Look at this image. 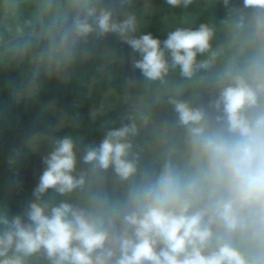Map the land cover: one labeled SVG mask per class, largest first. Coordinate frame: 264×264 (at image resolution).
Returning a JSON list of instances; mask_svg holds the SVG:
<instances>
[{
    "label": "clouds",
    "instance_id": "9594fccd",
    "mask_svg": "<svg viewBox=\"0 0 264 264\" xmlns=\"http://www.w3.org/2000/svg\"><path fill=\"white\" fill-rule=\"evenodd\" d=\"M242 5L250 12L233 18L237 30L251 26L242 59L215 76L207 105L169 97L172 127L182 133L157 167L142 170L134 150L149 121L144 113L82 151L71 135L29 138V149L41 141L50 149L22 212L0 211V264L32 257L46 264H264V0ZM43 35L48 45L34 76L65 71L90 37L126 44L146 82L164 83L177 69L191 79L217 57L209 24L177 27L161 40L140 30L136 13H119L106 0H72ZM109 174L124 186L121 195L108 191ZM74 193L85 195L69 199Z\"/></svg>",
    "mask_w": 264,
    "mask_h": 264
},
{
    "label": "trees",
    "instance_id": "16d2710c",
    "mask_svg": "<svg viewBox=\"0 0 264 264\" xmlns=\"http://www.w3.org/2000/svg\"><path fill=\"white\" fill-rule=\"evenodd\" d=\"M144 0H106L113 3L119 13L140 5ZM162 6V14L168 13H200L195 26L200 23L209 25L222 23L225 19H232L236 15L238 8L228 7L224 0H210L208 4L204 0H191L187 7H171L167 0H155ZM243 12V11H242ZM161 15L153 18V21L144 29L155 37L163 40L166 37L158 34L161 29ZM250 27L244 26L240 32V39L244 40V33ZM215 36L213 47L223 45L227 41V36L222 30H214ZM106 37H90L82 42L77 50L90 53L99 52L104 46ZM14 48L10 51L9 65L5 68L0 66V85H15L21 77V72L26 68V62L35 52H42L47 49L48 41L46 38H35L23 36L14 42ZM101 64V60L94 56L89 61L80 66L84 69L94 68ZM208 69V68H207ZM207 69L197 72L205 74ZM214 78H207L199 83L194 89H188L179 93L178 98L187 99L194 95V103L207 105L208 101L216 94L214 88ZM151 87V82H146L142 78L139 70L134 84H130L126 73L115 64L110 65V72L102 80L95 83L92 95L89 87L80 80L71 79L67 82H58L54 77L47 79L45 87L31 97L17 101L10 96L5 102L0 103V206H9L13 214L22 212V201L31 198V192L38 181L43 165L41 156L26 147L27 140L38 133L63 136L68 133H75L90 139L101 140L107 130L103 126L118 127L121 123H127L129 118L123 113L122 108L108 111L101 115L96 122L92 119L90 112L97 108L108 89H114L120 94L133 93L135 95L146 94ZM177 93L167 94L163 97V106L167 112V141L162 153L172 141H178L182 133L181 129L172 127L175 121V113L169 97ZM56 100L58 106L67 114L75 116L81 123V127L69 126L63 130H55L57 124L56 116L52 114L44 115L41 104ZM148 136L145 131L138 134L133 142L134 150L139 153V164L142 170L153 169L160 163L161 156L155 160L150 152ZM19 153V155H17ZM82 167H87L82 165ZM106 187L113 195H121L124 186L110 174L107 177ZM85 193H74L69 199L79 200ZM61 199V197H57ZM43 264H46L41 257Z\"/></svg>",
    "mask_w": 264,
    "mask_h": 264
},
{
    "label": "rangeland",
    "instance_id": "374dc122",
    "mask_svg": "<svg viewBox=\"0 0 264 264\" xmlns=\"http://www.w3.org/2000/svg\"><path fill=\"white\" fill-rule=\"evenodd\" d=\"M228 7L238 8L245 14L250 12L244 9L242 0H224ZM206 4L210 0H204ZM72 0H0V66L3 68L9 65L10 51L14 48L13 42L23 36L35 38H45L43 33L51 27L54 21L62 17L70 10ZM163 6L155 0H144L140 5L124 11L136 13L140 30L144 29L153 21L157 15H161V29L158 31L163 37L177 27H195L200 13H168L162 14ZM245 25L251 27L245 22ZM214 30H222L227 41L220 46L213 47L217 52L215 62L207 69L205 74L197 72L191 79L180 76L179 70L173 71L166 78L164 83L151 82L148 92L143 95L133 93L120 94L114 89H108L103 93L100 105L92 109L90 115L94 122L104 113L122 108L123 113L130 119L135 117L140 123V114L144 113L149 117L147 124H141L140 131H145L148 136V146L155 160H158L162 154L163 147L166 144L167 112L163 106V97L167 94L182 93L188 89H194L199 83L207 78L215 77L234 59H242L244 50V40L240 39L239 32L233 27V18L225 19L222 23L210 25ZM35 52L26 62V68L21 72V77L15 85H0V103L5 102L10 96L17 101L31 97L45 87L48 78L54 77L58 82H67L71 79L80 80L89 87V93L92 95L94 85L102 80L110 72V65L115 64L121 68L128 76L130 84H134L138 70L131 65L133 57L138 58V54L123 44L115 36H107L104 46L97 53H90L83 50L76 51V59L63 72L53 71L49 73L41 69L39 74L34 76L37 69L38 57L44 53ZM94 56L101 60V64L94 68L84 69L80 66L89 61ZM203 59L204 57H200ZM158 98V101L157 99ZM195 96L191 95L188 100L194 103ZM41 110L44 115L52 114L57 118L55 130H63L66 127L73 126L80 128L81 123L75 116L65 113L57 104L56 100L41 104ZM110 126H103L107 130ZM81 141L80 150L89 143H99V139L86 138L83 135L68 133ZM35 136L56 137L38 133ZM64 136V135H63ZM29 140V139H28ZM27 140V141H28ZM27 143V142H26ZM50 149L48 141H41L34 153L41 157ZM31 198L22 201V207ZM0 211L14 215L9 206H0ZM29 264H43L41 257L29 258Z\"/></svg>",
    "mask_w": 264,
    "mask_h": 264
}]
</instances>
